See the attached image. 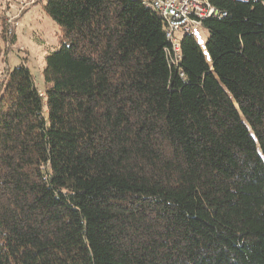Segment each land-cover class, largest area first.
Instances as JSON below:
<instances>
[{"label": "trees", "instance_id": "trees-1", "mask_svg": "<svg viewBox=\"0 0 264 264\" xmlns=\"http://www.w3.org/2000/svg\"><path fill=\"white\" fill-rule=\"evenodd\" d=\"M203 48L142 0H40L45 92L0 90V264H264V0ZM0 32V60L16 46Z\"/></svg>", "mask_w": 264, "mask_h": 264}, {"label": "rangeland", "instance_id": "rangeland-1", "mask_svg": "<svg viewBox=\"0 0 264 264\" xmlns=\"http://www.w3.org/2000/svg\"><path fill=\"white\" fill-rule=\"evenodd\" d=\"M40 0H0V32L4 27L16 36V46L7 49V55L0 60V90L5 74L25 63L31 70L38 90H46L44 68L46 57L61 47L58 25L46 15ZM184 36L181 35L180 39ZM204 48L208 39L206 30L195 36Z\"/></svg>", "mask_w": 264, "mask_h": 264}, {"label": "built area", "instance_id": "built-area-1", "mask_svg": "<svg viewBox=\"0 0 264 264\" xmlns=\"http://www.w3.org/2000/svg\"><path fill=\"white\" fill-rule=\"evenodd\" d=\"M159 12L167 22V36L180 56L181 35L204 31L203 21L217 15L209 0H142Z\"/></svg>", "mask_w": 264, "mask_h": 264}]
</instances>
